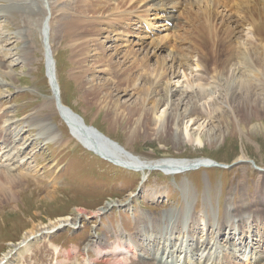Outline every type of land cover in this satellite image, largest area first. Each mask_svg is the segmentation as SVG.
Instances as JSON below:
<instances>
[{
    "label": "rangeland",
    "instance_id": "obj_1",
    "mask_svg": "<svg viewBox=\"0 0 264 264\" xmlns=\"http://www.w3.org/2000/svg\"><path fill=\"white\" fill-rule=\"evenodd\" d=\"M70 1L72 0H60V3L53 5L51 20L52 47L57 61L56 70L63 104L79 113L88 125L99 129L113 143L118 142L114 145L126 149L142 162L161 159H212L222 165L204 167L198 171L185 169L182 174L176 173L178 175H165L162 170L157 169L144 174L114 165L84 148L72 136L56 108L51 105L50 109L45 105L46 101L51 99L52 91L45 73L46 61L40 35L42 16L30 15L29 11L43 15V12L37 11L38 2L0 0V11L6 8L3 10L6 13H3L7 16L0 17V115L4 113V117H0V124L5 121L7 124L13 122L10 135L11 131L17 130L21 134L12 156H15V163L17 162L14 166L20 168V173L25 177L20 184L15 181L8 184L5 176L0 173V261L19 243L28 239L27 234L30 231L42 228L44 232L47 228L52 229V223L60 221H65L61 231L52 235L42 234L29 252L15 256L11 264H96L97 261V264H115L116 259L106 262L98 260L106 253L94 243L98 239L108 246L107 252L121 254L119 259L123 257L124 264H136L140 254L143 257L156 252L160 258L163 247L167 249V253L173 252V264H181L180 259L185 251V247H180L182 238L183 246L191 245V248L197 242L200 245L204 241H211V244L218 242L221 247L218 249V255L214 253V249L209 252V248L205 251L202 248L195 251L198 261L204 262L206 258H217L218 262L226 260L227 256L233 255L229 253L232 248L242 257L243 253L238 251L240 246L237 238L228 240V236L223 235L214 239L211 233L215 235L217 224L228 216L230 224L235 221L236 225L253 220L254 235L264 234V221L262 223L260 219L252 217H264V198L261 200L251 197L258 190L259 179L264 180V83L252 84L248 91L246 88L240 90L239 78L243 76L242 71L239 73L238 69L233 67L228 76L236 81L232 86L224 76L219 77L218 83L207 79L199 67L200 56L192 53L193 55H189L192 60L189 57L190 60H187L191 65V70L187 71L190 80L183 78L181 74L179 77L171 76L172 72L168 74V78L172 77V83L175 85L172 84L174 89L169 95L172 98L170 101L174 104L173 107L177 108V114H184L185 118L181 122L178 119L177 128L173 125L175 131L164 129L165 131L160 130L158 135H153L155 131L146 130L148 126L142 123L139 132L134 134L135 139L131 140L129 136L134 124L132 122L127 126L129 109L136 105L138 98L145 97L144 88L150 86L149 93L153 91L152 97L146 102L147 108H150L162 93L166 95L165 91L151 84L147 85L148 83L140 80L139 75L135 73L132 77L139 80L128 95H103V98H108L110 104L103 107L95 104L93 98L87 95L88 84L102 85L109 77L112 78L113 74L101 72V68L94 66L93 59L99 51L90 50L79 55V51L75 52L69 44L70 38L62 36V41L57 34V19L61 17L59 9ZM84 2L85 0H73L71 4L73 3L75 11H80ZM119 2L120 0H110L109 3ZM22 15H30L29 20L33 22L32 32H28L30 39L27 38L26 41L18 39ZM182 22L181 19L175 22L171 20V23L175 24L173 30ZM191 24L193 25L187 34L191 39L187 41L197 39L201 42L200 45L205 46L206 54L202 56V61L206 70L210 71L212 67L224 68L228 64H225V61L229 56V42L222 41L214 47L206 39L211 45L209 47L207 41L203 43L199 40V27L197 28L195 23ZM193 30H196V34ZM151 34L157 42L179 38L177 33L173 35L164 28ZM135 36L140 35L136 33ZM138 39L140 40V37ZM179 43L178 41L176 45H170L164 52H158L159 57L157 55L151 59L150 63L153 65L151 64L148 72L151 74L158 71L159 63L156 59L169 60L172 55H178V47L181 48ZM260 43L245 38L239 44L242 53H246L252 63L258 61L257 57L260 58L258 63L262 64L261 73L264 75V41L263 45L261 43L259 46ZM106 45L109 49L106 54H112L114 46H110L113 44L108 42ZM139 47L142 46H136L137 49ZM171 69L174 70V67ZM192 70L193 72H190ZM244 71L243 69V73ZM249 73L252 74L247 77L249 79L256 75L255 71ZM252 83H255V78ZM190 84L194 85L193 88H190ZM171 102L167 106L163 105L159 114L164 109L170 111ZM259 102L260 108L256 109ZM247 104L249 105L246 106ZM244 106L247 108L246 115L241 110ZM108 107L111 113H107ZM112 111L119 115L120 122H112ZM32 118L34 121L27 123ZM42 122L48 126L44 127ZM187 126L188 136L184 131L182 136V129ZM15 132L10 137H13ZM243 154L247 162H238V158ZM142 173L144 176L149 175L144 182ZM251 206L254 211L259 212L237 214L239 210ZM104 208L105 210H102ZM145 219L157 223L160 228H147L141 235L146 236L154 232L165 235L168 232L169 236L158 240L157 246L148 245L149 240L141 236L135 244V253L138 254L136 256L123 245L138 236L139 223ZM196 219L197 223H192ZM183 222L187 224L185 228L179 226ZM229 229L225 230L227 234ZM189 231L195 233V237L188 235ZM233 231L237 232L235 229ZM250 241L251 239H247L246 242ZM248 253L249 256L264 253V239L259 243L254 241L253 246L250 244L243 255ZM163 260L162 264H165L166 255ZM239 264H245V261L239 260ZM261 264H264V260Z\"/></svg>",
    "mask_w": 264,
    "mask_h": 264
},
{
    "label": "bare ground",
    "instance_id": "obj_2",
    "mask_svg": "<svg viewBox=\"0 0 264 264\" xmlns=\"http://www.w3.org/2000/svg\"><path fill=\"white\" fill-rule=\"evenodd\" d=\"M31 1H37L38 2L37 11L44 13L42 15L39 13H35L33 10H29L30 15L42 16L41 24H40L41 26L40 35L43 41L44 56H45L46 66L48 68V70L46 69V72L48 71L47 78L50 82L51 91H52L51 99L49 101H46L45 105L50 107V109H51V105H53V107L56 108L57 112L62 117L61 115L62 111L61 109L58 108L59 99L55 91L56 89L52 87V81L54 80V77H56V81L59 84L57 70H56L57 67H55V71H54L51 65V60H50L51 58L55 60L54 49L52 47V41H53L52 27H51V20H52V15H53L52 9L54 8L53 7L54 4L60 3V0H31ZM72 1H70V3L66 2L67 4L63 5V7L62 8L60 7L59 9L61 17L57 19L59 21L57 24L58 30L55 29L58 31L57 34L59 35L60 39L62 36L63 38L64 37L70 38L71 43L69 44L72 46V49L75 50V52L79 51L80 53L79 55L84 54L85 52H88L90 50L99 51V54L96 55V57L93 59L94 66L98 69L101 68L102 70L101 72H104V73L112 72L113 74V77L112 78L109 77V79H107V82L102 85L96 84V83L88 84L87 95L93 98V101L95 102V104L99 105L100 107L107 106L110 104V102L108 101V98H103V95L109 96L112 93L113 95H115L116 93H123V94L128 95L127 93H129L132 89L136 87L138 80H139V79H136L134 76L132 77V75L133 74L135 75V73L139 75L140 80L147 82L148 83L147 85L151 84L155 87L162 88L161 90L163 92L165 91L166 95H163L162 93L161 94L162 96L159 99H155L152 103L153 105L150 108H147L146 102L148 101V99L152 97L153 91L149 93V90H151L150 86L147 88H144L145 97L143 99L138 98V100H136V105H134L133 107L129 109V112L127 113V116H128L127 126H129V124L132 122L134 124V126L132 127V130L130 131V136H129L131 140L135 139L134 134H137V132H139V128L141 127L142 123H144L146 127L148 126L146 130H148L149 132L155 131L153 132V135H156L157 133H159L160 130L162 131L164 129L175 131V128L173 127V125L175 126L177 125L178 119L181 122L182 119L185 118L184 114H177L178 113L176 112L177 108L173 107L174 104H172L171 102L172 98H170L169 95H171L170 93H172V89H174L172 88L174 84L172 83V77L168 78V74L172 72L171 76L173 77L174 76L179 77L181 74L183 78H187V80H190L189 79L190 75L187 74V71L191 70L190 69L191 65L188 63L187 60L191 59L189 55L192 53L193 54L196 53L198 54V56H200L199 58L200 66L199 67L201 69L202 75H205L207 79L208 78L213 79V81H217L218 83L219 77L224 76V78L228 80L230 69H232L233 67L235 70L238 69L239 73L242 71L241 75L243 76H240L239 78L240 79L239 81L240 90H244L246 88L248 91L249 90L248 87H251L252 84L263 85L264 83V80H262L264 79V75L261 73L262 64L258 63L260 61V58L257 57L258 59L256 60L258 61H255V63H252V61L248 59L247 56L245 55L246 53L245 54L242 53L241 51L242 47L240 45L241 41L245 38L251 39L257 42H261V43L264 41V19L260 18V17H264V0H157V1L156 0H136V1L135 0H120V2L116 4L109 3L110 0H98V1L85 0L84 2L85 4L82 3V5L83 4L84 5L82 6L83 8L80 11L74 10V6L72 5L73 3L71 4ZM4 9L6 8L1 9L0 17H2L1 15H4V17H7L4 14L6 13L5 11H3ZM69 11H72V13H70ZM163 13L164 14L168 13V14L163 15ZM30 15L20 16L22 21H21V25H19L20 29L18 32V35H19L18 39H22L25 41L27 40V38L30 39L29 33L32 32L31 30H32V25H33V22L29 20ZM171 19L174 20V22L175 20H180V19L183 21L182 23H178L179 25L177 24L174 30L170 29L171 34L173 33L178 34L177 37L179 38L177 39L171 40L168 38L169 40H167L165 38L167 40L166 42H164V40L157 42L155 38L147 34V32L144 30L145 28L143 27V23L147 24L148 26L165 27L166 25L164 22L167 20H171ZM191 23H195L197 28L199 27V30H198L199 34L197 33V36L199 40L201 39V41H203V43H205L208 40L214 47H216L218 43L220 45V42L222 41L224 43L229 42V47L227 50V52L229 53V56L227 57L228 59L225 61V64L226 63L228 64L225 65L224 68L219 69L218 67H214V68L212 67L210 71L206 70L204 62L202 61V56L206 52L205 46H203L202 44L200 45L201 42L198 41L197 39H195V41L192 39L193 42H191L192 40L190 42L187 41V39H191V38H188L189 36H187L190 26L192 27L193 25ZM103 26H106V27L103 28ZM193 31L196 34V30H193ZM136 33L139 35L141 34V35L135 36ZM181 36H184V38ZM138 37H140V40L138 39ZM147 39H149V41H147ZM178 41L180 42L179 44H181V48L179 49L178 47V50H180V52L178 51L179 54L172 55L170 53L172 56H171V59L169 60H165L163 58L156 59L157 62L159 63L158 65L159 69L158 71L156 70L157 71L156 73L151 72L150 74L148 70L152 64L150 63V61L152 62L151 59L153 57H156L158 55L157 54L158 52L159 53L161 51L164 52V50H167L168 47H171L170 45H174ZM108 42H110V44L111 43L113 44L110 47L114 46L113 47L114 50L112 54H106L108 53L107 51L109 50L106 45V43ZM261 43L259 44V46L261 45ZM97 44L98 46H96ZM139 45L142 47H139L137 49L136 46H139ZM208 46L210 47L211 45L209 44ZM46 48L48 50H46ZM168 64L169 65L172 64V66L170 65L169 67ZM171 67H174V70L171 69ZM243 69L245 70L244 73H243ZM249 71L251 72L255 71L254 74L256 75L252 77V79L247 78L249 75L250 76L252 75L249 73ZM190 72H193V70ZM254 78H255V83H252L254 81ZM235 83H236L235 80L229 79V83H228L229 85L232 86ZM191 84H190V88H193L194 85H191ZM123 85H125V87H123ZM86 90L87 89H85V91ZM60 100L63 103L61 96H60ZM262 101L263 100H261V102ZM170 102H171L170 111L164 109L159 114L160 108L163 105H166V106L169 105ZM248 105L249 104H247L246 106ZM108 108L109 109L107 113L109 112L111 113L110 107ZM259 108H260V102L258 103V107H256V109H259ZM241 110H243L244 114L246 115L247 108H245L244 106ZM174 112L176 113V115ZM64 114L67 116L62 117V118H64V121L67 119L69 121V124H71V128L73 130L72 136L78 142H80L83 147H85L89 151L94 152L96 155L100 156L104 160L109 161L110 163H113L114 165L123 167L125 169L133 170V171L140 172V173L143 172L144 174H147L148 171H152L156 169L162 170L164 174L165 173L166 174H176V173L182 174V172H184L185 169L190 170V171H197V170H200L202 167L215 166L214 164L209 162V160H206V159H198V160L161 159L158 161L142 162L138 160L137 158H135L131 153L126 151V149H121L117 147L116 145H114L112 141H109L105 138H101V141H103L104 144L108 147V150L97 149L95 145H93L90 141L85 140L83 135H81L80 132L75 129L74 123L72 121L76 119L72 117L71 115H69L68 113L64 112ZM112 114H113L111 116L112 122L114 123H117L118 121L120 122L119 115L115 111H112ZM2 116L4 117V113L0 115V117ZM29 121L30 123H32L34 121V118L28 120L27 123H29ZM42 123L44 127L48 126L45 122H42ZM6 124H7L6 121L0 124V142L3 141L2 145L3 146L6 145L5 148H3V150H0V158H1L0 159L1 161L0 173L5 176V179L8 182V184H11V182L13 181H15V183L17 184H20V182L23 181L25 177L23 174L20 173L21 172L20 168L18 167L16 168L14 166V164H16L17 162L15 163V160H14L15 156L13 157L12 154H14V151L17 145L16 142L20 141L21 134H19V130H17L16 132L11 131V135L13 134V132H15V134L13 137H10L11 136L10 127L13 126V122H9V124L7 125ZM177 127L178 126H176V128ZM17 128L19 127L17 126ZM188 129H189L188 126L182 129V133H181L182 136H183V131L185 132L184 134L188 136ZM196 140H199V139H196ZM246 159L247 158L245 154H243L241 157L238 158L237 161L247 162ZM219 165H222V164H219ZM18 172L20 173L19 175L16 174ZM257 185H258V188H257L258 190L255 193H253L251 197L253 199L255 198L263 199L264 198V180L259 179ZM261 206H262V203H261ZM102 210H105V208ZM253 211H254L253 206H251V207L243 208L241 209V211L239 210V213L237 211L236 212L238 215L245 214L246 212L253 213V214L255 212H259V210H256L254 212ZM260 211H263V210H260ZM252 217L253 218L256 217L257 219H260L262 223L264 221V217H258V215H254ZM247 219H249V217ZM230 221L231 220L228 219V216H225L224 218H222L220 222L217 224V226L215 227V235L217 233L218 235L221 236L223 234V231L226 230V228H230L229 230L235 229L237 231L242 229L241 231H239L238 235L236 233H232L231 231L229 234H230V240L233 239L231 237L232 234L234 237L238 238L239 246H240L239 251H242L243 254L244 253L246 254L247 248L250 244H252L253 246L254 241L259 243L262 239H264V234L261 236L254 235L253 220L252 222L243 221L244 222L243 225H236L235 221H233L230 224ZM63 222L65 221H60L54 224L52 223L51 224L52 229L47 228V230L45 231H52L55 228H57L59 225H62ZM192 223H197V219L195 221H192ZM139 226H140L139 227L140 230H138V235L141 233V230H145L147 228L149 229L152 228V230H158L160 228V226L157 225V223L148 221L147 219L141 221L139 223ZM179 226L181 228H185L187 224H179ZM41 231H42V228H40V230L38 229L35 231V229H33L32 231H30L29 234H27L28 239H25L24 241H22L24 244L23 249L20 250L18 253L12 252L11 250L4 256V258L1 261L7 260L5 264H11L15 254H18L16 255L17 257L20 254L29 252L31 248L34 246V244L39 241V238H41L40 237L42 235ZM208 232H209V229H208ZM261 233L262 232L260 231L259 234ZM192 234L190 235L195 237V233H192ZM150 235L151 234L149 233L148 237L147 238L145 237L146 239H149L150 243L156 242V240L157 241L162 240L163 238L169 236L168 232H166L165 235L163 233H153L151 236ZM215 235H213V232L211 233V236L213 238L215 237L214 239H217L219 236L217 235L216 237ZM32 236L34 237L33 240H31ZM118 237L120 238V236ZM138 238L139 236H135L132 241H130L128 244H125L126 248H128L131 253H135V249H136L135 244L137 243ZM247 239H251V241L247 243L246 242ZM99 240L101 239L96 240L94 243L97 246H99L101 251L106 252V253H103L99 257L100 259L98 260H100V262L101 261L106 262L107 260L110 261L111 259H116L118 263L116 262L115 264H124L123 263L124 258L122 257V259H119L121 258V254L116 253V252L114 253L112 251L107 252L108 246L105 245L104 241L100 242ZM217 245H218L217 241H215L213 244H211V241H204L201 244V246L196 245V247L191 248L192 250L190 251H191V254H193L194 251L199 248L200 249L204 248V251L209 248V250L214 249L215 252H217V249H219V246ZM78 251H80V249ZM135 254L137 255V253ZM161 254L162 256L166 255L167 259H169V257H174L173 252L172 254L169 252L167 253L166 248H163V251ZM243 254H242V257L240 255L233 254L231 256L232 257L231 260H228L229 258H227L225 261H222L221 264H238V260L245 261V264H261L264 260V253H262L261 255L259 253H256L255 255L253 254V256L251 255L249 256V253L247 255H243ZM146 255L147 256H145L144 258L139 255L137 260L135 261L136 264H162V261H163L162 258L159 259V257L156 256L155 254H146ZM69 257L71 259L72 255ZM1 261H0V264H1ZM205 262L207 263L209 262L207 261V258ZM95 263L97 264L99 263V261ZM198 264H202V262L199 261ZM210 264H214V262H211Z\"/></svg>",
    "mask_w": 264,
    "mask_h": 264
},
{
    "label": "water",
    "instance_id": "obj_3",
    "mask_svg": "<svg viewBox=\"0 0 264 264\" xmlns=\"http://www.w3.org/2000/svg\"><path fill=\"white\" fill-rule=\"evenodd\" d=\"M46 50H48V49L46 48ZM50 60H51L52 68L55 71V64H56L55 60L53 58H51ZM46 69L48 70V68H46ZM47 75H48V71H47ZM52 87L54 89H56L55 91H56L58 99H59L58 108L61 109V111H62L61 112L62 117H66L67 116V115L64 114V112L68 113L69 115L74 117L76 120H73L72 122L74 123L75 129L77 131H79L81 135H83L85 140L90 141L93 145H95L97 147V149L108 150V147L104 144L103 141H101V138H105V139H107L109 141H111V140L108 139L107 137H105L96 128H94L92 126H87L85 124V122H84L82 117H80L78 114L74 113L71 109H69L68 107L64 106L61 103L60 91H59L58 83L56 81V77H54V80L52 81ZM65 121L69 124V121L67 119ZM69 126L71 127V124H69ZM114 144H117V143L114 142Z\"/></svg>",
    "mask_w": 264,
    "mask_h": 264
}]
</instances>
